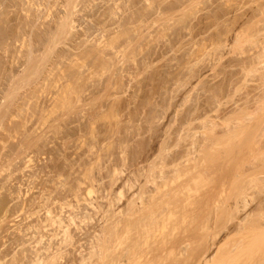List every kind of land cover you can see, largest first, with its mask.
I'll use <instances>...</instances> for the list:
<instances>
[{
    "label": "rangeland",
    "instance_id": "obj_1",
    "mask_svg": "<svg viewBox=\"0 0 264 264\" xmlns=\"http://www.w3.org/2000/svg\"><path fill=\"white\" fill-rule=\"evenodd\" d=\"M6 1H7L6 4L8 5L10 4V2L15 4L14 3L15 1L17 2V4L13 6L12 4H10L9 6H7L5 4ZM37 1L34 0V2H37ZM41 1L37 2L38 4L41 2V5L40 4L36 5L37 3L36 4L31 3L32 2L31 1L30 2L31 6H30V3H28V1L26 0H21L22 3L24 2L23 4L19 0H13V2L12 0L11 1L3 0L2 1L3 4L6 5L7 7L4 6L3 4H0V11H1L0 12V18H1L0 19V38L1 37L2 39L4 37L6 39L8 38L6 40V41L9 40V43L6 42L8 43V45L11 43V41H13L10 44L11 45L10 47L8 45H5L6 47H8L6 54H10L11 56L9 57L8 55V57L7 56H5L6 58L4 57L3 60L5 61L6 59L5 61L6 63L3 60H1L2 64L0 63V67L4 64L2 67L3 68L5 67V68L3 72L2 67H1L0 72L3 73L1 75L5 76V74L7 73L6 70L9 68L8 69V72H9L11 68V71H10L11 75L7 73L5 77L9 78V76L12 77L14 74L13 76L14 78L12 77L11 81L9 79L8 81L4 80L5 82L4 81L1 82L3 84L0 83V105H1L0 106V154H1L0 155V162H1L0 163V170H1L0 178L2 177L3 179V177L6 176V178L3 179L2 182H0V185H2V188H0V197L2 198V199L0 198V201H1L0 202V218L2 219V220L0 219L1 220L0 222V246L2 245L1 247L2 250L0 249L1 250L0 253L2 254V252H4L2 255L0 254L1 256L0 264H4V263L7 264V263H10L11 261H13L16 264L18 260H16L17 257L14 254V251L24 252L25 250L23 249H27V247L30 248L31 246L35 245V237L37 236L35 234L36 232L33 230L34 228L32 229V227L31 229L30 228L27 229V228L31 226V224L33 223L35 224L37 220L39 222L43 216L45 217V213L43 212L44 208L43 207L40 208L39 206H37V203H36V201L40 198L39 197L40 192L42 193L44 192L42 190H45L47 193V189H49V190H53V191H49V192H52L51 193L52 196L53 194H55V196H58L56 191H54L56 189L55 186H58V187L60 186L59 187L60 191L61 190L63 191V189L66 190L67 187H69L68 181H70L71 179L73 181V177L77 175L78 172H80L78 171V168H77L79 165L81 166L83 164V166L81 167L79 166V170L81 171H82V168H87L89 164L93 166L95 165L94 168H96L95 170H97V167L98 165H100L101 162L103 161L107 162L108 159L111 160L114 156L120 153L119 150H121L122 148H123L122 155L118 154L117 157L115 158L122 159L121 156L122 157L124 156L123 160L121 161H124V159L126 158L125 160L129 163H131L132 160H135V157L137 155H140V153H143L142 152L143 150L144 152L146 151L145 149L148 150L149 146H151L149 149L150 153H148L149 152L148 150L146 151V153H144V155L143 154L142 155L143 156L150 155L152 152V149L154 148L153 150H155V148L160 146V143H163V144L169 143L171 146L176 145V148L174 147L175 149L173 150L175 151L180 150L181 148H184L188 140L191 139V138H188L187 136H185V138H182V137L186 135L187 133L193 132L195 126L198 128V129L196 128L195 130H200L199 128L200 121L198 120L199 123H197L196 121L197 117L198 119L199 117L200 119L201 117L202 118L205 117L209 121L213 120L212 118H214V120L216 119L215 121L217 122L219 121L220 123L222 122L221 121L222 118L227 119L230 117L233 118L232 116L236 117L235 111L237 110V108L241 107L240 110L243 111L242 110L243 102L247 103L243 105L244 107H246L247 105L250 106L251 104H253V101L255 103L254 99H256L259 94L263 93V90H260V88L262 89L264 88L262 87L263 85L261 84V77H260V72L262 73V71H264V67H261L262 70L260 71L259 69L256 70L254 66L253 69L255 68L256 71L254 70V72H252L253 71L252 70L251 71L252 73L250 72V74L249 73L246 74L243 71L245 66H248V65L250 66L249 64L250 61L247 59L251 58L252 55L259 53L264 47V0H150V1L148 0L149 2L147 0H91V1L81 0L83 4L81 2L78 3L77 5L78 7H76V10L78 9L79 10L76 11L77 13L74 10V13L72 14L73 16L71 15V17H69L67 20L71 24L72 28L70 27L67 31L69 33L66 32L65 34L63 33V30H60L58 27V23L62 18L60 17V14L63 15L65 11V8L62 4L63 0H41ZM49 2L54 4V7L52 6L51 8L52 10L49 9L51 10L49 13H51L52 15L50 14L51 16L44 18L43 15L46 14L47 6L50 5ZM24 5L26 9L27 8L30 9L28 12H25L24 10L25 8L23 9ZM35 5L38 6L37 10H36ZM41 6L44 7L45 10ZM4 7L6 9L5 12L6 11L8 12V10L10 9L9 10L10 14H8L9 12L8 13L3 12ZM19 7L22 8L23 10L19 9ZM22 11L24 12V14L22 13ZM37 13H38V16L40 15L39 17H37ZM25 14L27 15L24 16ZM20 16L21 17L24 16V17L21 18ZM25 17H27L28 20ZM59 18L60 20H58ZM8 19L10 20V22ZM142 19L143 21H141ZM15 22L18 25H16ZM53 22L55 23L54 26H53ZM71 22H73V25ZM56 25H57V29L55 28ZM40 26L42 28H40ZM16 27L20 32L16 29ZM5 29H6V32H5ZM54 31H56V33ZM120 31L123 33H121ZM7 32L8 33L11 32L10 34L12 35L8 34L7 36ZM14 32L15 33L17 32V33L15 34ZM54 33H55V36L52 38ZM256 33L257 35H255ZM4 34L5 36H3ZM234 35L237 39L240 37L238 42L239 44L242 43L243 46H240L238 44H237L238 46H235L236 43H233V42L232 43L235 45H231L232 43L228 44L230 40L229 37L232 38V41L236 40V39H233ZM14 36L15 37L17 36V37L15 38ZM219 37H221V39ZM17 38H24L25 43L24 42H23L24 44L20 43V41H18ZM113 38H115L114 41H113ZM222 39H228V42H225L227 40L224 41ZM247 39H249L250 41ZM110 40L113 41L111 43L112 45H109L111 42ZM98 41L100 43H98ZM220 41H223V42H220ZM242 41H246V43ZM107 42H109L108 43L109 46L107 45ZM253 42L255 43L253 44ZM46 43L48 46L44 45ZM215 43H216V48L214 47ZM26 44H28V46ZM95 45L99 46L100 48ZM211 45L213 46L210 47ZM227 45L230 48H227ZM5 46L2 45V48L0 46V54L4 51L3 48ZM218 46L220 48H218ZM222 46H225V47H222ZM117 47H119L120 49L119 48L117 49ZM260 48L262 49L260 50ZM15 49H18V50H15ZM113 49L114 51H112ZM230 49H232V51ZM44 51H45V54H44ZM88 51L89 53H87ZM96 53H97V56H96ZM119 53L120 54L122 53L124 56L122 54L120 55ZM210 53L213 55L212 57ZM2 54L0 55V58L3 57V55H5V53L3 55ZM87 54L88 56L86 57ZM75 56L78 57L76 58L77 61L75 59ZM112 56L113 58H111ZM119 56H121L122 58ZM218 56H220L221 58ZM57 57L59 58V60ZM38 59H40V62ZM8 60H10L11 62H9ZM242 60H244L243 61L244 65H241ZM37 63H38V66H37ZM214 63L216 64L214 65ZM5 64L8 65V68ZM31 64L36 65L35 68H31L30 67ZM28 65H29V67H27L29 68L28 70L30 72L34 70L35 71L34 74L33 72L31 73L29 71L26 72L27 68L25 67ZM259 66H262V65H259ZM36 67H39V68L37 69ZM256 67L260 68L258 66ZM36 69L38 71H36ZM49 69L51 70V72L49 71ZM24 72L26 74H25V77L22 78L23 76L22 74H24ZM258 72L259 74H257ZM245 74H246V79L243 78ZM15 75H16V78H15ZM257 76H259L260 78H257ZM20 77L22 78V80H19ZM165 78H168V79L165 80ZM258 79H260V81ZM256 80L259 82H257ZM241 81H243L244 83ZM195 82L197 83V85H194ZM15 83L16 85H14ZM258 83L261 84L262 86L259 85ZM238 84H240V87ZM244 84L246 86L245 88H243ZM192 85H194L195 88L191 87ZM258 85L261 87H259ZM12 86L15 88H13ZM256 87H258V89ZM9 88L12 90V94L13 93L14 94L9 99H4L5 92ZM190 88H192L193 90ZM191 90H192L191 94L188 93ZM257 90L258 91L260 90V93H258ZM30 93L32 95H30ZM213 93H216V94H213ZM256 93L258 94L257 96L255 95ZM247 94H249V96ZM253 95L256 98L254 97L253 99ZM247 96L249 99L247 100L248 102H245L244 100L247 99ZM26 98L28 101H26ZM187 98L189 99V101H187L188 100ZM243 98L245 99L243 100ZM194 99H196L195 102H194ZM249 102L251 104H248ZM236 103H239V104H236ZM180 105H182V107ZM193 105L195 107H193ZM198 105L200 106L198 107ZM217 105L218 107H216ZM17 108H20V109L17 110ZM177 108L178 109L181 108V109L178 110ZM215 108L217 110L214 111ZM223 111L225 112L222 113ZM140 112H143V113H140ZM228 113H230V115ZM237 113L239 114V112ZM94 115H96L97 117ZM110 116L115 117L114 118L115 120L113 119V117L111 118ZM216 116L218 117L221 116V117H219L218 119ZM191 117L194 120H192ZM186 119L188 120L191 119V120L187 121ZM185 120H186V123H185ZM143 121H145L146 124ZM172 121H174V123ZM169 122L173 124L171 125ZM180 123H181L180 125L181 129H183L182 131L181 129H178ZM183 123H184L183 125L184 128L182 126ZM185 124L187 127H185ZM82 125H84L85 128ZM174 126L175 127L177 126V127L175 128ZM191 127L192 128L194 127V128L192 129ZM217 127L219 129V126ZM91 130H94L95 132ZM98 130L100 132H98ZM144 130H147V131H144ZM90 131L92 132V135L90 134ZM143 131L145 132V134ZM40 132L43 134L41 135ZM101 132L102 133L110 132L112 133L111 134L112 137L111 138L109 137L106 139L98 138L99 135L102 134ZM114 132L115 134H113ZM116 132L118 135L116 134ZM126 132H128L127 138H126ZM120 133L124 134V137L127 140L125 139L124 141L123 139L122 140L119 139V137L117 136L121 135ZM96 134H97V137H96ZM130 134L131 136H129ZM181 134H184V135L182 137H179ZM84 135L86 136L84 137ZM90 135L93 136L94 138L93 137L90 138ZM175 135H177V137H175ZM167 138H169V141ZM161 139L166 140V141H163ZM176 139H177L176 141L177 144H175ZM186 139L187 141L185 142ZM102 140L104 141V145L102 143L103 142ZM82 141H84L83 144H82ZM136 141L139 144H137ZM158 141H160V143H158ZM88 142H90L91 144L90 143L88 144ZM110 142L112 143L110 144ZM119 142L121 143L120 147H118V145L120 144ZM178 142H179V145H178ZM180 142H182L181 145H180ZM59 143L60 144L62 143V144L60 145ZM135 143L138 147L135 145ZM172 143H174L175 145H172ZM92 144H94V148L89 147V145H92ZM95 144H97L96 146L98 148H100L101 146L102 148H104L107 145L111 146V147H106V148L107 149L109 148L108 152H111L112 156L111 154L109 155L110 157L104 156L107 160H105L104 158L103 160H100L98 164H96L97 162L91 158L92 156H89L91 155L90 151L96 149ZM31 145L32 147H30ZM152 146H155V147L152 148ZM142 147L144 148L146 147V148L142 149ZM222 147H224L222 149L224 150L226 149L227 146L225 144V145H222ZM136 148L141 151L139 152ZM227 148H230V146H228ZM89 149L91 150L89 151ZM116 149H118V151ZM111 150L112 151L114 150V151L112 152ZM126 155H128L129 157ZM72 156H74V158ZM141 156L140 158H142ZM223 156L224 158H226L225 155ZM28 157L31 158L30 159L31 161L30 160L28 161ZM66 157L69 159H67ZM138 157L139 156H137V158ZM55 158H56V161H55ZM72 158L75 161H73ZM137 158H136V161H137ZM224 158L220 159L221 160L220 163H222V168L224 167L222 171L221 170L219 171V172H223L222 176L224 175V170H226L229 167V163L232 162L231 160L227 164L228 162L227 160H230L229 159L230 157L229 158L227 157L228 159L227 158L224 159ZM87 160H89L88 162H91V163L87 164ZM109 160H108V163H109ZM84 161L87 164L86 167L84 165L85 164ZM57 163L59 165H57ZM70 165H73V167H71V169H67V167L69 168ZM135 165L139 166L140 163L138 165L137 164ZM135 165L133 164V166ZM46 166L47 168H45ZM52 166L54 168L53 169L54 171L57 170L56 172H58L59 170H60L59 172H64L63 170L65 169L66 171L67 170L69 171V172L65 171V174L68 173L67 177L69 180L66 178V175H64V173L60 177L62 181L59 179V181L62 182L63 187H61L59 182L57 183V185L55 184L54 186V183L52 182L53 180L51 181L52 184H50L51 182H49L50 180L48 179L51 176L55 178L57 177L55 173H52L53 170L51 171ZM62 166H63V169H62ZM93 166L92 167L89 166V167L93 168ZM1 167H4L3 170L1 169ZM94 168H93V172L95 171ZM35 172L37 174H35ZM91 172H92V169H91ZM219 174L221 175V173ZM210 176L212 177V174H210ZM53 177H51L50 179H52ZM223 177H225V175ZM31 181L33 183L35 182L34 183L35 185ZM4 186L5 187L8 186L7 189L4 188ZM46 193L44 192L43 194L46 195ZM224 194L225 193H223V196ZM22 198H24L25 200ZM28 198H30V200H27ZM31 199L35 201L36 205L35 203L34 205L32 204L29 205L30 206L28 207L30 209L29 210L27 208V205H25L26 204L25 202L26 201L31 202ZM21 200L24 202H22ZM16 202L17 203L20 202V203L14 206ZM21 202L23 203V205H20L22 204ZM27 204H29V202H27ZM15 207H18V208H15ZM34 207L38 210V212ZM40 209H43V210H40ZM3 212L5 214H2ZM34 212H36L37 215ZM63 213L65 215L67 214V212L65 213L64 211L61 213V215H64ZM31 215L33 217H31ZM34 215L36 218L34 217ZM29 223L31 224L29 225ZM91 223L92 224L95 223L94 226L97 228H99V226L102 225L101 220L98 219V215L97 216L94 215ZM20 225L22 229H18ZM12 231H15V232H12ZM32 231L33 233H31ZM89 231H90L89 234L87 235L84 234V237L83 235L77 236V239H79V242L78 243L76 242V247L77 248L79 247V248L78 250H76L77 249L76 247H74V250L72 249L76 257H79L80 253L85 254V252H87L86 249L88 248L87 246H89L88 242L91 238H93V235H94L93 234L94 230L92 231V228ZM77 232L79 233V231H76V233ZM22 233L24 235H22ZM28 233L29 235L30 234L32 235L27 236ZM33 234H34V237H31L33 236ZM13 236L16 237L15 240L18 239V241H13L14 244L16 245H12L13 243L12 240H14ZM17 236L19 238L21 237V240ZM32 239H34V241ZM82 239H83V242H82ZM9 240L11 242H9ZM24 240L26 243L25 242L22 243V241ZM43 240H45L46 242V239H44L43 237L41 243L44 242ZM9 243L10 245H8ZM21 243L24 245L26 244V248ZM78 244H81V249ZM9 246H12V247L9 248ZM223 248H221V250ZM9 252H12L11 253L12 256L14 254L16 258H14V256L13 258L10 257L11 254ZM28 252L29 251H27V253ZM239 259L240 258H237V260L236 259L231 260L230 262H228V264H234L232 263L233 261H235V264H250L249 261L246 259L245 260L247 261V263L243 259L242 261L244 262H240L241 260ZM22 261L21 263H24V260ZM60 261H58L56 264H60ZM13 262H11L10 264H12ZM62 262L61 264L65 263L66 261H64L63 263ZM69 263L76 264L74 261H72V263L71 261H69L68 263H65V264H69ZM18 264H20V261Z\"/></svg>",
    "mask_w": 264,
    "mask_h": 264
},
{
    "label": "bare ground",
    "instance_id": "obj_2",
    "mask_svg": "<svg viewBox=\"0 0 264 264\" xmlns=\"http://www.w3.org/2000/svg\"><path fill=\"white\" fill-rule=\"evenodd\" d=\"M2 1L0 0V4H3ZM9 1H11V0H9ZM19 1L21 2V0H19ZM26 1H28V3H30L32 1L31 3L36 4L38 1H41V0H38V1L35 0L37 2H34V0H26ZM63 1H65V2H63ZM63 1H62V4L65 8V11H64L63 15H61L59 13L60 17H62V18H61V20H60V18L58 19V20H60L58 23V27L60 30H63V33L65 34L70 27L72 28L71 24L67 20L74 13V10H75V12L79 10V9L76 10V7H78L77 5L79 2H81V0H63ZM12 2H13V0H12ZM41 2L39 3L40 5H41ZM6 3H7V1L5 2V4ZM14 3L17 4L16 1ZM31 3H30V6H31ZM10 4H12V6L15 5L11 2H10ZM39 4L37 3L36 5H39ZM49 4L50 5L47 6L46 14L43 15L44 18L52 15L49 12L52 10L51 9L52 6L54 7V4H52L51 2H49ZM6 5L9 6L8 4H6ZM6 5H4V6H6ZM33 6H34V4H33ZM37 7L38 6H36V10H37ZM8 8H7V10H8ZM24 8H25V5H24L23 9ZM42 8H44V7H42ZM19 9H22V8L19 7ZM49 9H51V10H49ZM5 10L6 9L4 7L3 12H5ZM9 10H8V12H9ZM24 10H25V12H28L30 9L25 8ZM44 10H45V8H44ZM8 12L6 11L5 13H8ZM22 13L24 14L23 11H22ZM38 13H37V17L40 16V15L38 16ZM8 14H10V12ZM114 14H115V12H114ZM26 15L27 14H25L24 16H26ZM24 16H22V17H24ZM30 16H32V15H30ZM25 18H27V17H25ZM27 20H28V18H27ZM71 20H73V19H71ZM141 21H143V19ZM9 22H10V20H9ZM73 22H71L72 25H73ZM143 23H145V22H143ZM54 24L55 23L53 22V26H54ZM16 25H18V24L16 23ZM41 26H40V28H42ZM17 27H16V29H17ZM55 28L57 29V25ZM23 29H25V28H23ZM5 32H6V29H5ZM23 32H24V30H23ZM54 32L56 33V31H54ZM255 32H257V31H255ZM10 33L7 32V36ZM55 33L52 36V38L55 36ZM63 33H62V35H63ZM67 33H69V32H67ZM121 33H123V32H121ZM10 35H12V34H10ZM246 35H247V33H246ZM255 35H257V33ZM3 36H5V34ZM219 38L221 39V37H219ZM239 38L237 39L234 35L233 39H236L235 41H232V38H230V37H229V39H230L229 42H228V39H222V40H224V41L227 40L225 42H228V44H231L232 42L236 43V45L233 43L231 45L243 46L242 43L239 44V42H238ZM7 39L5 37L3 39H2V37L0 38L1 48H2V45L3 46L8 45L9 40L6 41ZM17 40L20 41V43L24 42V38H17ZM114 40H115V38H113V41ZM247 40H249V39H247ZM252 40H253V38H252ZM113 41H111L109 45H112L111 43ZM6 42H8V43H6ZM12 42L13 41H11V43ZM220 42H223V41H220ZM242 42L246 43V41H242ZM47 43L44 45L48 46ZM98 43H100V42L98 41ZM108 43L109 42H107V45H108ZM254 43L255 42H253V44ZM10 44L8 45L9 47L11 46ZM105 44H106V42H105ZM249 44H250V42H249ZM26 45L28 46V44H26ZM214 45H215L214 47L216 48V43ZM221 45H223V44H221ZM19 46H20V44H19ZM93 46H94V44H93ZM95 46H97V45H95ZM101 46H102V44H101ZM212 46L213 45H211L210 47H212ZM255 46H256V44H255ZM97 47H99V46H97ZM222 47H225V46H222ZM259 47H260V45H259ZM118 48L119 47H117V49ZM218 48H220V47L218 46ZM227 48H230V47L227 45ZM7 49H8V47H6V46L3 48L4 51L2 53L3 54L5 53V55H3L1 53L3 55V57L0 58V61L3 60L5 56H7V57H8V55H9V57L11 56L10 54H6ZM110 49H112V48H110ZM114 49L112 51H114ZM261 49L262 48H260V50ZM15 50H18V49H15ZM42 50H43V48H42ZM203 50H204V48H203ZM230 50L232 51V49H230ZM197 51H198V49H197ZM205 51H206V49H205ZM8 52H9V50H8ZM81 52H82V50H81ZM227 52H229V51H227ZM87 53H89V51ZM198 53H200V52H198ZM44 54H45V51H44ZM90 54H92V53H90ZM87 56H88V54L86 55V57ZM96 56H97V53H96ZM212 56L213 55L211 54V57ZM116 57H117V55H116ZM119 57H121V56H119ZM218 57H220V56H218ZM14 58H12V59H14ZM76 58H78V57L75 56V59ZM111 58H113V56ZM10 60H8V61L11 62ZM38 60L40 62V59H38ZM58 60H59V58H58ZM245 60H246V58H245ZM247 60L250 61L249 62L250 66L248 65V66L244 67V70H243L244 73L250 74V72L252 70H253L252 72H254L255 68H256V70L259 69L261 71L262 70L261 67H264V47L259 53L252 55V57L247 59ZM5 61H6V59H5ZM76 61H77V59H76ZM196 61H198V60H196ZM214 61H216V60H214ZM239 61H240V59H239ZM243 61L244 60H242L241 65H244ZM0 63L2 64V61ZM18 63H20V62H18ZM215 64L216 63H214V65ZM257 64L262 65V66H259ZM6 66L8 68V65H6ZM35 66L36 65L31 64L30 67L35 68ZM37 66H38V63H37ZM254 66H255V68L253 69ZM256 66H258L260 68H257ZM27 67H29V65L26 66L25 68H27ZM4 68L2 67L3 72H4ZM36 68L38 69L39 67H36ZM8 69L6 71H7V73L10 74L11 68H10L9 72H8ZM28 69L29 68L26 69L27 70L26 72L29 71ZM37 69H36V71H38ZM51 70H52V68H51ZM51 70L49 69L50 72H51ZM44 71H45V69H44ZM31 72H33V74L35 73L34 70ZM259 72L257 74H259ZM1 74H3V73L0 72V83L3 82L4 80L8 81L9 79L11 81L12 77L14 76V74H13V76L10 77L8 74V76H9V78H8V77H5L6 74H5V76L1 75ZM25 74H26L25 72H24V74H22L23 75L22 78L25 77ZM178 74H180V73H178ZM229 74H230V72H229ZM246 74L243 77L245 79H246ZM255 74H256V72H255ZM185 76H187V75H185ZM175 77H176V75H175ZM260 77H261V84L263 86L259 83L258 84L261 85L262 87H264V71H262V73L260 72ZM260 77L257 76V78H260ZM15 78H16V75H15ZM22 78L20 77L19 80H22ZM166 79H168V78H165V80ZM258 80L260 81V79H258ZM259 81H257V82H259ZM241 82H243V81H241ZM1 84H3V83H1ZM7 84H8V82H7ZM14 85H16V83ZM194 85H197V83L195 82ZM194 85H192L191 87L195 88ZM238 85L240 87V84H238ZM261 86H259V87H261ZM228 87H229V85H228ZM245 87L246 86L244 84L243 88H245ZM13 88H15V87H13ZM198 88H199V86H198ZM220 88H221V86H220ZM256 88L258 89V87H256ZM1 89H3V88H1ZM190 89H192V88H190ZM241 89H242V87H241ZM177 90H179V89H177ZM192 90L188 93L191 94ZM216 90H218V89H216ZM260 90H263V93L261 92L262 94H259V95L256 93L255 95L256 96L258 95L257 98L253 95V99H254V97L256 98V99H254L255 103H254V101H253V104H251L250 102L248 103V104H251L253 106L247 105L246 107H244L243 105H245L247 103L243 102L244 103V104L242 103V107H243L242 110L243 111L240 110L241 107L237 108L236 111L239 112V114L235 111L236 117L232 116L233 118L230 117L227 119L222 118L223 120L221 119V121H222L221 123L219 121L218 122L215 121L216 119L214 120V118H212L213 120L209 121L205 117H203V118L201 117V119H200V117H199V119L197 117V120H196L197 123H199L198 120L200 121V126H199L200 130H195L197 127L194 125L195 128L193 127L194 128L193 132L187 133V134L185 133L186 135L181 134L179 137H182L184 135L182 138H185V136H187L188 138H191V139L188 140L185 147L181 148L180 150H176V151L173 150L176 148L175 144H177L176 143L177 139L175 140V144L172 143V145H175V146H171L169 143H167L169 145H167L166 143L163 144V143H160V141H158V143H160V146L155 148V150H153L154 149L153 147H155V146H152V148H153L152 152L148 156H143V155H144V153H146V151H148L150 149L151 146H149L148 150L145 149L146 147L145 148L142 147V149H145L146 151L144 152V150H143L142 151L143 153H140V155H137L139 157L137 158V156H136L135 160H132L131 163L127 162L125 160L126 158L124 159V161H121V160H123L124 156L123 157L121 156L122 159H118V158L116 159L115 157H117L118 154L122 155V152H123V148H122L121 150H119L120 153H118L116 156H114L111 160L108 159L109 160V163H108V160L104 156L107 157L111 154V152H108L109 148L108 149L106 148V147H111V146L107 145L104 148H102V146L101 147L99 146L100 148H98L96 146L97 144H95L96 149L95 150H91L92 148L89 149V151L91 150L90 151L91 155H89V156H92L91 158L97 162L96 164H98L99 161L103 160L104 158H105V160H107V162L106 161L101 162L100 165H98V167L96 165L97 170H95L96 169V168H94L95 165L93 166V165L89 164L91 162H88L89 160H87V164H89V166H91V167L93 166V168L95 170L94 172H93V168H90L89 166L87 168H82V171H81V170H79V166H80L79 165L77 168H78V171H80V172H78V174L74 176L75 178L73 177V181L71 179L70 181H68L69 183L67 182L69 187H67L66 190L63 189V191L62 190L60 191L59 190L60 186L59 187L55 186V184L57 185V183L59 182L61 187H63L62 182H61L62 180L60 179V177L64 173V175H66V178L68 179V177H67L68 173L65 174V171H66L65 168H64L65 170H63L64 172H59L60 170L58 172H56L57 170L54 171L53 170L54 168L52 166L51 171L53 170L52 173H55L57 175V177L55 178V177L51 176L53 178L50 179L51 178L50 177L48 180H50L49 182H51L53 180L52 182L54 183V186L56 188L54 191H56L58 196H55V194H53V196H54L53 197L51 195L52 192H49V191H53V190H49V189H47L48 195H47L45 190H42V191H44L46 193V195L43 194L44 192H42V193L40 192V196H39L40 198L39 197H38L39 199L36 198V199H38L36 201V203H37V206H39L40 208H42V207L44 208L43 212L45 213V217L43 216L44 217L43 218L41 216L43 219L42 218H41V220L39 219L40 223L38 222L37 219H35V220H37L36 223H38V224L33 223L34 224L33 225V224L29 223V225L31 224V226H29L27 228V229H29V228L31 229V227H32V229L34 228L33 230L36 232L35 234L37 236L35 237V245L31 246L30 248L27 247V249H29V250L23 249L26 251V253H27V251H29L27 254L25 253V251L24 252L14 251V254L16 255L17 258L15 257L14 254H13V256H14V258H16V260H18V262H16L14 259L13 260L16 262V264H18L19 261H20V264H25V263H27V264H41V263H43V264H56L61 259L62 260L64 259L63 262L66 261L65 263H68L69 261H71V263H72V261H74L76 264H228V262H230L231 260H234V259L237 260V258H240L239 259V260H241L240 262H244V261H242V259L243 260L246 259L249 261L250 264H264V88L263 89L260 88ZM260 90L259 91L257 90L258 93H260ZM209 91H210V89H209ZM13 94H12V90L9 88L5 92L4 99H9ZM213 94H216V93H213ZM30 95H32V94L30 93ZM247 95L249 96V94H247ZM248 96H247V99L243 98V100L245 99L244 100L245 102H248L247 101L249 99ZM241 97H243V96H241ZM195 100L196 99H194V102H195ZM26 101H28L27 98H26ZM78 101H79V99H78ZM187 101H189V99ZM210 102H211V100H210ZM2 103H4V102H2ZM236 104H239V103H236ZM180 106L182 107V105H180ZM199 106L200 105H198V107ZM141 107H142V105H141ZM193 107H195V106L193 105ZM208 107H210V106H208ZM216 107H218V105ZM19 109L20 108H17V110H19ZM179 109H181V108H179ZM234 109H236V108H234ZM192 110H193V108H192ZM215 110H217V109L215 108L214 111ZM224 112L225 111H223L222 113H224ZM140 113H143V112H140ZM76 114H78V113H76ZM178 114H177V116H178ZM228 114L230 115V113H228ZM228 114H226V115H228ZM232 115H233V113H232ZM94 116H96V115H94ZM194 116H193V118H194ZM198 116H199V114H198ZM115 117H113V119ZM184 117H185V115H184ZM216 117L219 119V117H221V116H219V117L216 116ZM98 118H99V116H98ZM101 118H102V116H101ZM150 118H151V116H150ZM105 119H107V118H105ZM113 119H112V121H113ZM159 119H161V118H159ZM191 119H192V117H191ZM191 119H189V120L186 119V120L190 121ZM181 120H182V118H181ZM186 120H185V123H186ZM192 120H194V119H192ZM143 122H145V121H143ZM172 122L174 123V121H172ZM89 124H90V122H89ZM145 124H146V122H145ZM175 125H176V123H175ZM180 125H181V123L179 124L178 129H181ZM183 125H184V123L182 124V126ZM82 126L84 127V125H82ZM109 126H110V124H109ZM217 126H219V129ZM169 127H170V125H169ZM185 127H187L186 124H185ZM183 128H184V126H183ZM86 130H87V128H86ZM125 130H126V128H125ZM140 130H141V128H140ZM182 130L183 129H181V131ZM91 131H94V130H91ZM91 131H90V134L92 135ZM144 131H147V130H144ZM69 132H70V130H69ZM98 132H100V131L98 130ZM117 132H116V134H117ZM161 132H163V131H161ZM177 132H176V134H177ZM127 133L128 132H126V138L128 136ZM42 134L43 133H41V135ZM72 134H74V133H72ZM111 134L112 133H110V132L102 133L101 135H99L98 138H102V139H106L109 137L111 138L112 137ZM113 134H115V132ZM120 134L121 135H119L117 137H119V139H121V140L123 139L125 141L126 138L124 137V134H122V133H120ZM144 134H145V132H144ZM79 135H80V133H79ZM91 135H90V138L93 137ZM197 135H198V137H197ZM85 136L86 135H84V137ZM129 136H131V134ZM96 137H97V134H96ZM165 137H167V136H165ZM175 137H177V135H175ZM78 138H76V139H78ZM167 139L169 141V138H167ZM109 140H111V139H109ZM161 140H163V139H161ZM163 141H166V140H163ZM186 141H187V139L185 140V142ZM90 142H91V140H90ZM90 142H88V144ZM92 142H93V140H92ZM83 143H84V141H82V144ZM96 143H97V141H96ZM102 143L104 145V141ZM107 143H105V144H107ZM111 143L112 142H110V144ZM136 143L139 144L137 141H136ZM136 143H135V145H136ZM181 143L182 142H180V145H181ZM74 144H76V143H74ZM161 144H163V145H161ZM225 144L227 147L230 146V148L226 147V149L222 150L225 147V146L222 147V145H225ZM67 145H68V143H67ZM77 145H78V143H77ZM92 145H89V147L94 148V144H92ZM120 145H121V143L118 145V147H120ZM178 145H179V142H178ZM80 146H82V145H80ZM85 146H86V144H85ZM142 146H144V145H142ZM182 146H184V145H182ZM30 147H32V145ZM21 148H22V146H21ZM57 149H59V148H57ZM116 150L118 151V149H116ZM138 151L140 152L141 150H138ZM148 153H150V150ZM52 154H54V153H52ZM67 154H65V155H67ZM137 154H139V153H137ZM123 155H125V154H123ZM223 155H225L226 158L230 157L229 158L230 160H227L228 162L226 161L227 164L232 160V162L229 163V167L227 169L225 168L226 170H224L225 177H223L224 175L222 176L223 172H219L220 170L222 171V169L224 168V167L222 168V163H220V161H221L220 159L224 158ZM111 156H112V154H111ZM126 156H128V155H126ZM140 156L142 158H140ZM72 157L74 158V156H72ZM136 158H137V161H136ZM226 158H224V159H226ZM30 159L31 158L28 157V161ZM67 159H69V158H67ZM85 159H87V158H85ZM93 160H91V161H93ZM55 161H56V158H55ZM73 161H75V160L73 159ZM76 162H77V160H76ZM69 163H70V161H69ZM84 163H85V161H84ZM139 163H140L139 166L135 165V164L138 165ZM87 164L86 163L84 164L85 167ZM133 164L136 167L133 166ZM54 165H55V163H54ZM57 165H59V164L57 163ZM81 166H83V164ZM99 166H100V168H99ZM131 166H133L134 168ZM71 167H73V165H70L69 168L67 167V169H71ZM3 168L4 167H1L2 170H3ZM45 168H47V166ZM62 169H63V166H62ZM74 169H75V167H74ZM91 169H92V172H91ZM125 170H126V172H125ZM66 172H69V171L67 170ZM219 173H221V175ZM35 174H37V173L35 172ZM55 174H53V175H55ZM210 174H212V177L210 176ZM213 174H214V176H213ZM32 176H34V175H32ZM5 178H6V176L3 177V179H5ZM37 178H39V177H37ZM70 178H72V177H70ZM0 179H1L0 182H2L3 181L2 177ZM59 179L61 181H59ZM52 182L50 184H52ZM0 186H1L0 188H2V185H0ZM7 187L4 186V188H6V189H7ZM42 188H44V187H42ZM45 189H46V187H45ZM223 193H225L224 196H223ZM1 195H2V193H1ZM30 198H28L27 200H30ZM22 199H24V198H22ZM22 202H24V201H22ZM27 202H29V204H27ZM19 203L16 202V204H14V206L18 205ZM25 203L24 204L27 205V208H28V207H30L29 205H31V204L34 205L35 201L31 199V202L26 201ZM36 203H35V205H36ZM20 205H23V203ZM15 208H18V207H15ZM40 210H43V209H40ZM13 211H15V210H13ZM64 211H65V213L67 212V214L65 215L63 213L64 215H61V213ZM37 212H38V210H37ZM34 213L36 214V212H34ZM2 214H5V213L3 212ZM12 214H14V213H12ZM96 214L98 215V219L101 220V224H102L101 226H99V228L94 226V224L97 221L93 224L91 223L94 215L97 216ZM31 217H33V216L31 215ZM34 217H35V215H34ZM37 217H39V216H37ZM1 220H0V222H1ZM194 222H196V223H194ZM91 228H92V231L94 230L93 231L94 235H93V238H91L88 242L89 246H87L88 247L86 249L87 252H85V254L80 253V256L76 257L74 255L73 250H74V247H76V242L77 243L79 242V239H77V236L83 235V237H84V234L85 235L89 234V232H90L89 230ZM18 229H22L21 225H20V227H18ZM4 231H6V230H4ZM76 231H79V233H81V234H79L78 232L76 233ZM12 232H15V231H12ZM29 233L27 234V236L32 235V234L29 235ZM31 233H33V231ZM22 235H24V234L22 233ZM25 235H26V233H25ZM75 235H76V237H75ZM14 236H16V235H14ZM14 236H13L14 240H12L10 238L12 240V242L18 241V239L15 240L16 237H14ZM31 237H34V234ZM43 237H44V239H46V242H45V240H43L45 243L44 242L41 243ZM19 239L21 240V237ZM32 240L34 241V239H32ZM9 242H11V241L9 240ZM23 242H25V240L22 241V243ZM82 242H83V239H82ZM15 243H17V242H15ZM21 244H19V245H21ZM8 245H10V243ZM12 245H16V244H14V242H13ZM22 245H24V244H22ZM78 245L80 246V249H81V244H78ZM24 246L26 248V244ZM1 247H2V245L0 246V249H1ZM10 247H12V246H9V248ZM78 248L76 250H78ZM221 248H223L222 249L223 251L221 250ZM15 249H16V247H15ZM1 250H0V252H1ZM220 251H221V253H220ZM18 252H20V253H18ZM78 252H80V251H78ZM3 253L4 252H2V254ZM9 253L11 254L12 252H9ZM13 256L11 254L10 257L13 258ZM2 260H4V259H2ZM22 260H24V263H21ZM62 260L60 261V264H61ZM246 260H245V262L247 263ZM11 262H13V261H11ZM10 263H7V264H10ZM65 263H63V264H65ZM232 263L235 264V261H233ZM4 264H6V263H4Z\"/></svg>",
    "mask_w": 264,
    "mask_h": 264
}]
</instances>
